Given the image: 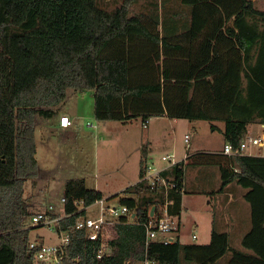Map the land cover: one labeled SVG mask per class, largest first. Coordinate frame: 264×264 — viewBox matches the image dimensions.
<instances>
[{
    "label": "trees",
    "instance_id": "1",
    "mask_svg": "<svg viewBox=\"0 0 264 264\" xmlns=\"http://www.w3.org/2000/svg\"><path fill=\"white\" fill-rule=\"evenodd\" d=\"M68 90L94 92L100 123L203 121L236 148L250 126L264 127V10L253 0H0V264H35L32 230L24 228L25 183L38 177L36 117H56ZM145 152L139 181L113 197L137 211L138 223L117 225L112 256L98 259L99 244L76 228L85 216L76 203L92 206L105 195L84 179L65 182L69 216L60 227L73 239L65 264H181L182 256L194 264H264V157L188 155L164 173L175 185L165 190L141 181ZM205 165L219 171L216 194L231 184L247 190L251 228L241 245L248 253L231 252L215 216L209 244H181L177 236L147 248L143 224L153 210L160 218L166 209L180 228L183 196L215 193L188 188V170Z\"/></svg>",
    "mask_w": 264,
    "mask_h": 264
},
{
    "label": "rangeland",
    "instance_id": "2",
    "mask_svg": "<svg viewBox=\"0 0 264 264\" xmlns=\"http://www.w3.org/2000/svg\"><path fill=\"white\" fill-rule=\"evenodd\" d=\"M259 6L264 8V1H259ZM136 11L141 12V9ZM67 94L59 114L51 121L36 117L38 177L25 183V198L29 200L30 212L25 219L28 228L32 227L31 218L34 213L46 212L50 207L54 213L63 212L64 185L70 179H84L89 190L105 195L106 205L119 207L120 197H113L139 181L143 148L146 149V161L148 159L149 164L153 162L157 168L166 166L161 160L163 155H175L176 161H182L187 151L218 152L223 148L222 134L212 129L208 122L152 118L147 126L141 119L125 124H102L94 116L93 91L78 93L68 90ZM63 114L69 116L72 122V126L65 130L58 125ZM215 126L223 128L222 123H216ZM51 128L57 129L56 135L50 136ZM252 129L254 133L262 132L259 124H253ZM186 136L190 139L188 148L185 144ZM249 153L255 157H264L263 149L253 148ZM218 176L219 171L212 165L197 167L189 176V189L200 187L215 193L209 194L207 199L192 196L185 198L181 214L182 243H210L212 218L215 216L219 219L223 209L220 199L211 200L215 198L216 187H220ZM209 201L212 202L210 206ZM99 210L100 207L94 204L86 215L97 217ZM31 230L30 239L33 241L48 245L60 243L59 237L47 227ZM193 235H196L197 240L192 238ZM184 260L182 256L181 264H194Z\"/></svg>",
    "mask_w": 264,
    "mask_h": 264
},
{
    "label": "built area",
    "instance_id": "3",
    "mask_svg": "<svg viewBox=\"0 0 264 264\" xmlns=\"http://www.w3.org/2000/svg\"><path fill=\"white\" fill-rule=\"evenodd\" d=\"M72 125V122L67 115L60 117L59 126L62 129H67ZM93 127V125H90ZM252 127V126H251ZM251 127L248 128V132L243 139L242 143L238 147H233L230 144H224L221 154L234 157V156H252L251 149H263L264 150V127L262 132L254 133ZM189 137L186 136L185 144L189 147ZM162 162L166 163L163 168H157L153 164H148L144 170V177L141 179L143 182H147L151 188L157 186H163L165 190H172L174 185L173 177H166L164 173L181 161H176L175 155H166L161 158ZM66 200L62 199L63 212L54 213L53 208L50 207L46 212H38L32 215V227L25 226V230L33 228H45L47 227L51 232L55 233L60 243L57 245H48L46 243H40L30 240L29 251L33 254L35 264H65L67 252L73 246V239L70 234L63 231L60 227L61 220L67 218L64 211V204ZM107 200L103 199L97 201L100 207L97 217H88L87 210L91 206L84 205L83 202L76 203L78 211L76 213L85 212V216L78 219L76 222L77 230H83L89 241L98 243L99 248L97 251L98 259H102L105 256H112L115 253V248L111 245L117 238L116 227L118 224L124 222L125 224L138 223L137 211L131 210L127 206L110 207L106 205ZM93 206V205H92ZM54 215V216H53ZM146 232L145 245L148 246L151 243L159 242L163 244H173L177 240L179 234V224L176 218L168 216V212L164 209L160 218L154 215H150L147 223L143 224ZM194 240L197 239L196 235H193ZM69 264H79L80 260L75 258L68 260ZM134 264H150L149 262L134 263Z\"/></svg>",
    "mask_w": 264,
    "mask_h": 264
},
{
    "label": "crops",
    "instance_id": "4",
    "mask_svg": "<svg viewBox=\"0 0 264 264\" xmlns=\"http://www.w3.org/2000/svg\"><path fill=\"white\" fill-rule=\"evenodd\" d=\"M253 1L255 3V6L257 7V6H259V1H264V0H257L258 1L257 3L255 2V0H253ZM257 8L260 10H264V8H261L260 6ZM63 115H66V114H63ZM161 119H165V118H161ZM51 120L52 119H50L48 121H51ZM59 121H60V118L58 120V125H59ZM147 124H145V125L147 126ZM53 129H55V131L50 130V134H51L50 136L57 134V129L56 128H53ZM251 129H252V127H251ZM189 144H190V142H189ZM221 150L218 152H221ZM198 152H209V151L197 150L196 152H193V153H189V151H187L184 156L187 157L188 155H193V154H196ZM183 160H185V159H183ZM147 161H148V159H147ZM152 163L153 162H151L150 164H152ZM147 164H149V163L147 162ZM193 170L194 169H192V170L190 169L187 172V177H186L187 183H188L189 176L193 173ZM246 193H247V190L242 189L237 184H231L225 189L224 193L216 194L214 199L211 198V200L220 199L221 204H223L222 205L223 206L222 215L220 216V218L217 221L219 223L220 230L223 232H226L229 235L231 252L242 251L244 253H248L247 251H245L242 248V245H241L243 237L246 235V233L251 228L250 205L244 198ZM188 196L197 197V198L204 197L207 199V198H209L210 195H208L206 193L184 195L183 199H182L183 209H184V204L186 202L185 198ZM211 203L212 202L209 201L208 205L210 206ZM181 229H182V223H181V217H180V231L178 234V239L180 240L181 244H192V243H182ZM212 229H213V218H212V223H211V233H212Z\"/></svg>",
    "mask_w": 264,
    "mask_h": 264
},
{
    "label": "water",
    "instance_id": "5",
    "mask_svg": "<svg viewBox=\"0 0 264 264\" xmlns=\"http://www.w3.org/2000/svg\"><path fill=\"white\" fill-rule=\"evenodd\" d=\"M51 131H55V129H51ZM51 135V134H50ZM154 211V210H153ZM153 215V212L151 213V216Z\"/></svg>",
    "mask_w": 264,
    "mask_h": 264
}]
</instances>
